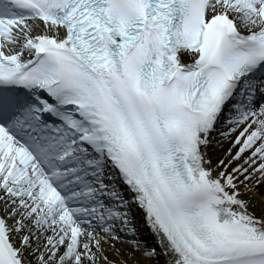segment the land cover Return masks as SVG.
Segmentation results:
<instances>
[{"label":"snow or ice","instance_id":"6c2138e0","mask_svg":"<svg viewBox=\"0 0 264 264\" xmlns=\"http://www.w3.org/2000/svg\"><path fill=\"white\" fill-rule=\"evenodd\" d=\"M0 264H264V0H0Z\"/></svg>","mask_w":264,"mask_h":264},{"label":"bare ground","instance_id":"6f19581e","mask_svg":"<svg viewBox=\"0 0 264 264\" xmlns=\"http://www.w3.org/2000/svg\"><path fill=\"white\" fill-rule=\"evenodd\" d=\"M142 236L147 237V240L149 243H154V239H153L152 235H148L146 233H143Z\"/></svg>","mask_w":264,"mask_h":264}]
</instances>
